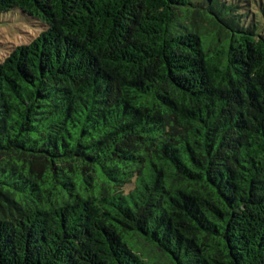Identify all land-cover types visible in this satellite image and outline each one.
I'll return each instance as SVG.
<instances>
[{"label": "trees", "instance_id": "trees-1", "mask_svg": "<svg viewBox=\"0 0 264 264\" xmlns=\"http://www.w3.org/2000/svg\"><path fill=\"white\" fill-rule=\"evenodd\" d=\"M0 264H264V0H0Z\"/></svg>", "mask_w": 264, "mask_h": 264}, {"label": "rangeland", "instance_id": "rangeland-1", "mask_svg": "<svg viewBox=\"0 0 264 264\" xmlns=\"http://www.w3.org/2000/svg\"><path fill=\"white\" fill-rule=\"evenodd\" d=\"M41 29L20 12L0 15V62L17 46L27 44Z\"/></svg>", "mask_w": 264, "mask_h": 264}]
</instances>
